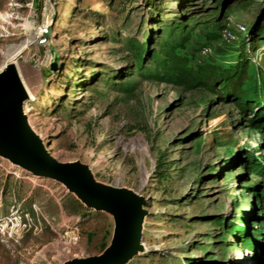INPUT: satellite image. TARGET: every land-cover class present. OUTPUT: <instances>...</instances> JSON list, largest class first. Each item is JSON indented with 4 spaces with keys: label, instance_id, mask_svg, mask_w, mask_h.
I'll return each instance as SVG.
<instances>
[{
    "label": "rangeland",
    "instance_id": "1",
    "mask_svg": "<svg viewBox=\"0 0 264 264\" xmlns=\"http://www.w3.org/2000/svg\"><path fill=\"white\" fill-rule=\"evenodd\" d=\"M15 1L31 0H0V71L37 88L33 132L146 200L126 264H264V100L235 92H264V0ZM176 55L211 80L174 73ZM113 233L112 214L0 156V264L99 254Z\"/></svg>",
    "mask_w": 264,
    "mask_h": 264
},
{
    "label": "water",
    "instance_id": "2",
    "mask_svg": "<svg viewBox=\"0 0 264 264\" xmlns=\"http://www.w3.org/2000/svg\"><path fill=\"white\" fill-rule=\"evenodd\" d=\"M50 30V26L43 29L45 37ZM26 99L23 82L9 61L0 71V156L33 176L62 183L88 208L106 211L114 218L109 246L99 254L62 264H126L140 253L145 198L128 188L99 182L89 166L78 160L62 162L52 156L27 123L23 113Z\"/></svg>",
    "mask_w": 264,
    "mask_h": 264
},
{
    "label": "trees",
    "instance_id": "3",
    "mask_svg": "<svg viewBox=\"0 0 264 264\" xmlns=\"http://www.w3.org/2000/svg\"><path fill=\"white\" fill-rule=\"evenodd\" d=\"M211 68L210 66H205V68L194 69L187 65L185 61V57H181L179 55L174 56V60L172 61V64L170 66V70H172L174 73L181 75L184 79H186L189 82H197L198 78L202 75V77L207 76L208 80H211V76L208 75V69ZM236 79L239 77H235ZM201 79V78H200ZM217 79V78H216ZM213 78V80H216ZM234 88L231 89L233 92ZM236 95L239 97V99H243L247 103L251 102H258L264 100V92H257L253 87L248 85H237L235 88ZM240 104L241 101H238Z\"/></svg>",
    "mask_w": 264,
    "mask_h": 264
},
{
    "label": "bare ground",
    "instance_id": "4",
    "mask_svg": "<svg viewBox=\"0 0 264 264\" xmlns=\"http://www.w3.org/2000/svg\"><path fill=\"white\" fill-rule=\"evenodd\" d=\"M16 60V59H15ZM14 63V65H15V67H16V70H17V72H18V74H19V76H20V78H21V80H22V82H23V85H24V90H25V94H26V96H27V99L25 100V102L23 103V113H24V115L26 116V118H27V123H28V125H29V127H30V129L32 130V128H31V125H30V123H29V116H30V113H31V111L33 110L32 109V107H31V105L29 104V102L30 101H32V100H35L36 99V92H37V88H35V87H33L31 84H30V79H28L26 76V78L24 77V74L25 73H23L22 72V67H20L19 65H18V63H16L15 64V62H13ZM20 64V63H19ZM6 67V66H5ZM4 67V68H5ZM33 131V130H32ZM45 147V146H44ZM46 148V147H45ZM47 150V149H46ZM142 241V240H141ZM145 251V249H144V244H141V249L138 251V252H144Z\"/></svg>",
    "mask_w": 264,
    "mask_h": 264
},
{
    "label": "crops",
    "instance_id": "5",
    "mask_svg": "<svg viewBox=\"0 0 264 264\" xmlns=\"http://www.w3.org/2000/svg\"><path fill=\"white\" fill-rule=\"evenodd\" d=\"M34 2H33V0H31V1H26V2H21V1H15L14 3H13V5H16V6H18V7H20V6H22V5H29V6H32V4H33Z\"/></svg>",
    "mask_w": 264,
    "mask_h": 264
},
{
    "label": "built area",
    "instance_id": "6",
    "mask_svg": "<svg viewBox=\"0 0 264 264\" xmlns=\"http://www.w3.org/2000/svg\"><path fill=\"white\" fill-rule=\"evenodd\" d=\"M241 29L243 30V29H244V27L242 26V27H241ZM228 33H230V34H231V32H228ZM206 51H207V49H206Z\"/></svg>",
    "mask_w": 264,
    "mask_h": 264
}]
</instances>
